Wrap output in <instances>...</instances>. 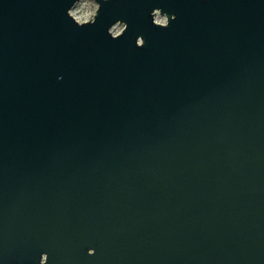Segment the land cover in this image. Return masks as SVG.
Here are the masks:
<instances>
[{
	"label": "water",
	"instance_id": "1",
	"mask_svg": "<svg viewBox=\"0 0 264 264\" xmlns=\"http://www.w3.org/2000/svg\"><path fill=\"white\" fill-rule=\"evenodd\" d=\"M77 1L0 0V264H264V0Z\"/></svg>",
	"mask_w": 264,
	"mask_h": 264
},
{
	"label": "built area",
	"instance_id": "2",
	"mask_svg": "<svg viewBox=\"0 0 264 264\" xmlns=\"http://www.w3.org/2000/svg\"><path fill=\"white\" fill-rule=\"evenodd\" d=\"M97 2L95 0H78L70 10L71 16H73L79 23H84L87 21H91L95 18V14L98 9ZM75 13L76 15H73ZM88 15V18L84 20L83 22L78 19L81 15ZM155 21L158 23H166V17L161 16L159 13H156ZM124 25L121 22H117V24L113 25L111 28V32L114 36H117L119 33H121L124 29Z\"/></svg>",
	"mask_w": 264,
	"mask_h": 264
},
{
	"label": "clouds",
	"instance_id": "3",
	"mask_svg": "<svg viewBox=\"0 0 264 264\" xmlns=\"http://www.w3.org/2000/svg\"><path fill=\"white\" fill-rule=\"evenodd\" d=\"M73 15H74V13H73ZM88 15H90V13L87 14V15H81V16L78 17V19H80V21L83 22L84 20H86L88 18Z\"/></svg>",
	"mask_w": 264,
	"mask_h": 264
},
{
	"label": "snow or ice",
	"instance_id": "4",
	"mask_svg": "<svg viewBox=\"0 0 264 264\" xmlns=\"http://www.w3.org/2000/svg\"><path fill=\"white\" fill-rule=\"evenodd\" d=\"M74 15H75V13H74Z\"/></svg>",
	"mask_w": 264,
	"mask_h": 264
}]
</instances>
